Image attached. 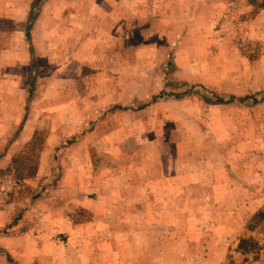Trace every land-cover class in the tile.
Listing matches in <instances>:
<instances>
[{
  "label": "rangeland",
  "instance_id": "374dc122",
  "mask_svg": "<svg viewBox=\"0 0 264 264\" xmlns=\"http://www.w3.org/2000/svg\"><path fill=\"white\" fill-rule=\"evenodd\" d=\"M95 1L97 5L111 8L107 29L114 27L110 45L105 47L111 75L105 77L103 83L102 80L97 82L105 88V93L95 94L93 100L102 104L103 95L108 97L109 94L110 102L103 104L105 109L100 113L109 116L111 121H120L122 113H125L128 121H134L126 131L122 130V126L118 128L115 125L119 133L115 132L110 139L103 140L101 128L96 127L93 136L88 139L84 133L78 145L68 140L58 146L56 115H50L34 138L16 154L10 167L0 171V263L74 264L71 258L75 255H70L69 251L78 245L82 248L86 246L84 239L69 238L58 232L55 222L52 221L50 227L47 218L58 214L57 211L63 207L60 214L71 211L79 220L76 225L86 226L87 229V211L80 208L96 214L102 213L100 206L73 205L72 209L69 203L56 205L54 199L46 197L45 191L53 189L60 173L51 174L46 181L44 177L37 182L32 180L41 154L52 149L49 154L51 165L61 166L60 151L64 148L78 152L84 159L83 165L87 155L91 158L89 163L95 159L97 165L102 162L107 165L110 160L107 152L114 156L115 161L119 160L116 156L122 152V166L129 165L133 159L142 166L187 171L185 182L191 181L189 175H198L201 169H207L210 173L208 187L213 183L215 190L198 187L176 190L175 195L182 192L183 195L173 200L170 209L174 213L166 210L157 212L152 207L153 213H159L164 221H169L173 239L184 236L195 245L201 238L200 229L206 230H202L204 238H201L208 251L200 257L204 260L203 264H264V106L257 104V101H264V73L231 71L235 68V60L232 59L235 52L232 51L240 48L232 40L242 36L243 32L232 28L235 21H240L231 18L241 7V0H221L219 6L222 8L217 10L214 0ZM39 2H32L31 24L42 8ZM87 4V0L84 3L80 0L81 6ZM240 17L246 20V16ZM107 29L104 34L109 36ZM196 39L205 41V58H208L201 60L204 67H193L192 73H188L186 58L189 50L196 51L198 47L186 43ZM195 63H199L198 60ZM33 66L32 70L36 71L35 64ZM38 74L45 76L49 73ZM32 87L34 84L26 78L15 86L5 90L4 87L0 91V99L18 103L28 98L30 104L37 100L41 103V99L34 97L38 94L33 92ZM59 94L60 99L66 95L65 92ZM53 96V92L43 95L45 98ZM86 96L79 93L74 100L85 103ZM246 97H251L248 110L240 107ZM54 98L59 100L56 94L49 102H55ZM231 103L238 104L240 108L236 117L240 129L238 136L235 130L233 134L230 132V126L235 123L225 120L235 115L236 110ZM215 105L226 109L221 127ZM199 114H202L203 120L198 119ZM245 116L251 117L254 124L241 125L240 121ZM136 118L138 124L141 123L138 127L135 125ZM196 123H201V126ZM6 129H9L6 133L10 139L18 134V129L0 126L1 132ZM103 153H107L106 158ZM69 158L74 161L73 155H68L65 158L67 163ZM149 208L146 207L144 213ZM188 225L192 226L183 230ZM190 229L191 233L187 234ZM148 231L144 234L150 235ZM154 232L163 235L167 231L157 229ZM82 233L79 231L77 235ZM96 240L95 248L114 245L118 250L136 239L127 238L126 243L122 239V245L119 238L100 237ZM138 242L144 252L151 239L144 237ZM58 251L63 255L56 258L55 252ZM146 257L150 255L143 253V258ZM171 259L177 264L183 263L177 252Z\"/></svg>",
  "mask_w": 264,
  "mask_h": 264
},
{
  "label": "crops",
  "instance_id": "0c3cea01",
  "mask_svg": "<svg viewBox=\"0 0 264 264\" xmlns=\"http://www.w3.org/2000/svg\"><path fill=\"white\" fill-rule=\"evenodd\" d=\"M33 1L0 0V91L4 87L5 90L28 78L31 84H34L33 92L41 95V97L34 96L36 99H41V103L37 100L31 104L28 98L18 103L0 99V126L18 129V134L12 139L6 133L9 129L0 131V171L10 167L16 154L34 138L52 114L56 115L58 146L68 140H73L74 144L78 145L80 137L85 133L89 139L93 136L96 127L101 128L100 134L103 140L110 139L115 136V132L119 133L115 125H118V128L122 126V130L126 131L134 121V119L128 121L126 114L122 113V119L117 123L118 121H111L109 116L100 113L105 109L103 104L110 102L109 94L108 97L103 95L102 104L93 100L95 94L105 93L103 90L105 88L97 82L102 80L103 83V79L111 75L110 67L106 63L108 52L105 49L110 45L113 34L111 30L114 26L112 29L111 27L107 29L111 8L107 5L106 7L97 5L95 0H92V4L87 0L88 4L85 6L80 5V0H70L69 3L64 0H57L58 2L39 0L42 8L38 10V18L31 24ZM82 1L84 3L86 0ZM214 1L217 4L215 10L222 8L219 6L221 0ZM240 16H246V20H241ZM233 18L240 21L242 27L235 21L236 24H233L232 28L243 32L242 36H236L232 40L240 47L232 51L235 52L232 57L235 60L232 73H264V2L241 0V7L232 14L231 19ZM105 29L110 33L109 36L107 33L104 34ZM204 42L203 39H196L188 40L186 43L198 47L196 51L189 50L188 58L183 51L184 58L188 61V73H192L193 67L197 68L199 65L204 67L201 65V60L208 58H205L207 53ZM197 60L199 63H195ZM34 64L36 71L32 70ZM38 73L49 74L40 76ZM55 84L59 87L57 88ZM9 92L15 93L13 90ZM51 92L54 93L53 97L58 95V101L54 98L55 102H49L53 97H43ZM59 92H65V97L60 99ZM79 93L87 95L83 101L85 103L74 100ZM249 98L251 97H246V100L240 104L242 109L248 110L251 107L248 103L251 100ZM258 103H262L261 107L264 106V101H257ZM231 106L236 110L233 116L235 118L224 119L235 123L230 126V132L233 134L235 130L238 136L240 129L236 117L240 108L234 103H231ZM201 109L203 110L202 107ZM216 109L215 114L220 120L221 127L226 109L222 110V106L215 105ZM201 116L202 114H199L198 119L203 120ZM240 122L241 125L254 124L249 116H245ZM140 124L136 118L135 125L138 127ZM196 124L201 126V123ZM245 132L249 135L248 131L244 130ZM60 152L61 166H58L51 165L49 154L52 153V149L44 151L32 180L37 182L44 177L43 180L46 181V178L47 180L51 178V174L60 173L55 184L50 182L54 186L52 190L45 191L46 197L54 199L56 205L69 203L72 209L73 205L86 206V204L89 206L97 204L102 209V213L94 214L88 209L80 208L82 211H87V214L85 213L87 229L86 226L84 228L76 225L79 220L77 221L71 211L69 214H60L63 207L57 211L58 214L47 218L50 227L55 222L58 232L69 238L85 240V247L78 245L69 251L70 255H75L71 258L74 264H177L171 259L176 252L183 258L182 264L204 263L203 258L200 257L208 251L204 240L201 239L204 238L203 228L199 231L201 238H198L195 245L184 236L173 239L170 233V229L173 228L169 226V221H164L162 215L153 213L151 208L153 207L157 212L165 210L172 212L170 207L174 203L173 200L183 195V192L175 195L176 190L183 191L191 187L215 190L216 185L213 183L208 187L207 178L210 173L207 169H201L198 175L190 176L188 173L191 181L185 182L187 171L168 167L162 168L163 170L159 167L151 168L152 166H142L133 159L130 160L129 165L122 166L124 165L122 152L116 156L118 161L107 152L110 159L107 165L104 162L97 165L98 161L95 159L89 163L91 158L88 155L83 165L84 159L73 149L68 151L62 148ZM107 153H103L104 158ZM68 155H73L74 161L71 162L69 158L67 163L65 158H68ZM75 155L80 159H76ZM11 184L15 185L13 182ZM146 207H150L148 209L150 211L144 213ZM188 219L191 220L190 217ZM190 226L192 225L186 226L183 230H188ZM157 229L167 232L158 235L154 232ZM147 230H150L148 231L150 235L144 234ZM79 231H83L82 235H77ZM190 233L191 229L187 234ZM100 237L119 238L121 245L122 239L125 243L127 238L136 240L120 246L118 250L114 245H107L102 249L95 248L98 243L96 239ZM144 237L150 238L151 242L148 247L145 246L147 248L143 252V246L139 244L138 239ZM143 253L149 254L150 257L143 258ZM55 254L56 258L63 255L59 251Z\"/></svg>",
  "mask_w": 264,
  "mask_h": 264
}]
</instances>
